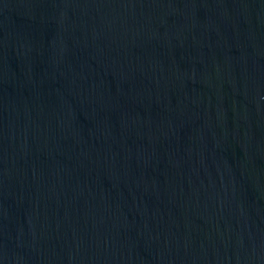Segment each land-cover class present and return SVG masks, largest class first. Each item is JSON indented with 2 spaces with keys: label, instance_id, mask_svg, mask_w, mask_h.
<instances>
[{
  "label": "water",
  "instance_id": "1",
  "mask_svg": "<svg viewBox=\"0 0 264 264\" xmlns=\"http://www.w3.org/2000/svg\"><path fill=\"white\" fill-rule=\"evenodd\" d=\"M0 264H264V0H0Z\"/></svg>",
  "mask_w": 264,
  "mask_h": 264
}]
</instances>
